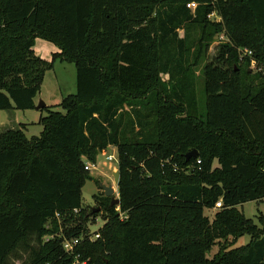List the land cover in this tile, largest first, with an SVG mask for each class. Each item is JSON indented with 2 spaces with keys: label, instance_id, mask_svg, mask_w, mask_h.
<instances>
[{
  "label": "trees",
  "instance_id": "16d2710c",
  "mask_svg": "<svg viewBox=\"0 0 264 264\" xmlns=\"http://www.w3.org/2000/svg\"><path fill=\"white\" fill-rule=\"evenodd\" d=\"M222 33L200 106L194 69ZM237 48L264 68V0H0V111L34 110L55 59L76 69L39 137L0 133V264H264V214L238 209L264 201V74ZM108 147L119 204L100 189L89 241L100 213L81 208L84 167Z\"/></svg>",
  "mask_w": 264,
  "mask_h": 264
},
{
  "label": "rangeland",
  "instance_id": "374dc122",
  "mask_svg": "<svg viewBox=\"0 0 264 264\" xmlns=\"http://www.w3.org/2000/svg\"><path fill=\"white\" fill-rule=\"evenodd\" d=\"M193 11V10H192ZM224 40L228 39L222 33ZM220 35V36H221ZM222 40L215 39V41L210 45L209 49L204 55L203 60L199 67L194 69L195 75V95L198 105H204V94H203V77H202V68L207 63L212 62L218 54V50L222 43ZM245 48H237V50H243ZM59 50L52 43H49L43 39H35L33 53L36 57L50 62L53 59L54 54L58 53ZM195 52L193 51L190 57H194ZM161 79L166 80V76H160ZM76 92V69L75 65L72 63L60 62L55 59L53 62V68L50 71H47L44 80L41 85L40 94L37 96V104L41 101L45 106L53 107L55 111H61L57 105L61 102L63 98H66L69 95H74ZM36 104V105H37ZM45 112H40V110H31V111H0V133L7 130L18 129L19 125H24L27 130H25V135L28 138L39 137L42 127L38 124V120L41 116H45ZM16 123V124H15ZM20 123V124H19ZM113 155L114 160L108 161L107 157ZM90 167L89 176L91 180L87 181L85 186L81 190V208L84 210H94L99 208L97 206L95 196L100 194L101 186L111 185L115 190L113 198H118L117 186L113 183L112 169L117 167L116 162V150L115 148L108 147L103 154H100L97 157L95 164L85 163ZM216 166V164L214 165ZM189 169L186 171L188 174L191 171ZM118 171V169L116 170ZM115 171V172H116ZM104 197V196H103ZM238 209L243 212L244 216L248 219H252L257 223L259 212L264 214V201L262 203L249 202L242 206H239ZM101 209L99 208L100 213ZM96 213V214H98ZM100 213L94 223L88 224V230L91 234L97 232L104 224ZM204 214L211 220L214 216V210L205 211ZM249 242V237L244 236L238 240L234 247H239L246 245ZM218 248V247H217ZM214 248L207 256L212 257L218 250Z\"/></svg>",
  "mask_w": 264,
  "mask_h": 264
},
{
  "label": "built area",
  "instance_id": "2783aa9c",
  "mask_svg": "<svg viewBox=\"0 0 264 264\" xmlns=\"http://www.w3.org/2000/svg\"><path fill=\"white\" fill-rule=\"evenodd\" d=\"M187 8L191 9V10H194V8L196 7V5L194 3H191V4H187L186 6ZM214 13H212L211 15L208 16V18H214ZM216 21H219V19H216ZM218 39L220 40H224V37L223 35L219 36ZM218 43H222V44H225V43H229L228 41H218ZM237 53H238V59L239 61L243 62L245 60H248L249 61V64H250V69L253 70V71H260L261 68H258V65H257V62L256 60L253 58V55H252V52L248 49H243V50H237ZM262 73L264 74V68L261 70ZM104 153V152H103ZM102 153V154H103ZM115 158L113 155H110L107 157V160L110 162V161H113ZM117 162V160H116ZM197 163L199 164L200 162L197 161ZM92 165V164H91ZM85 170L87 171H90V167H88L87 165H85L84 167ZM221 207V202H218L216 205H215V208L213 209L214 211L219 209ZM74 212H77L76 210H74ZM97 238H99V235L98 234H91L88 236V240L89 241H94L96 240ZM79 240L78 239H75V240H72V241H65L63 243V249L66 251V252H71L73 251L74 247L78 244Z\"/></svg>",
  "mask_w": 264,
  "mask_h": 264
},
{
  "label": "water",
  "instance_id": "95a60500",
  "mask_svg": "<svg viewBox=\"0 0 264 264\" xmlns=\"http://www.w3.org/2000/svg\"><path fill=\"white\" fill-rule=\"evenodd\" d=\"M249 73H250V70H249ZM45 107V104H43L41 101L35 105V110H42L43 108ZM197 155V152L196 150H192L191 152H189L188 154L185 155V160L188 161L192 158H195ZM113 183L115 186L118 185V181H119V171H116L113 173ZM101 191L103 193V196L106 197V198H110V207H113V206H118L119 204V199L118 198H113V195L115 194V191L113 189V187L111 185L109 186H104L102 185L101 186ZM99 212V208H96L94 210H92V213H97Z\"/></svg>",
  "mask_w": 264,
  "mask_h": 264
},
{
  "label": "crops",
  "instance_id": "0c3cea01",
  "mask_svg": "<svg viewBox=\"0 0 264 264\" xmlns=\"http://www.w3.org/2000/svg\"><path fill=\"white\" fill-rule=\"evenodd\" d=\"M36 102H37V100L35 101V105L37 104ZM11 111H12V110H11ZM15 124H16V123H15ZM19 124H20V123H19ZM25 130H27V129L25 128L24 131H25ZM116 170H117V167L112 169V171H111L112 175H113V173H114ZM114 191H115V190H114ZM259 213H261V212H259Z\"/></svg>",
  "mask_w": 264,
  "mask_h": 264
}]
</instances>
